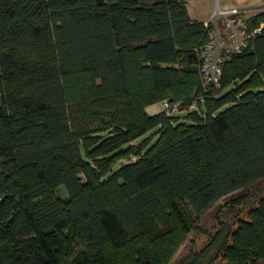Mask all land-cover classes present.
Masks as SVG:
<instances>
[{
  "label": "trees",
  "instance_id": "1",
  "mask_svg": "<svg viewBox=\"0 0 264 264\" xmlns=\"http://www.w3.org/2000/svg\"><path fill=\"white\" fill-rule=\"evenodd\" d=\"M210 27L184 0H0V264H172L264 182V28L205 89ZM218 224L179 264H264V197Z\"/></svg>",
  "mask_w": 264,
  "mask_h": 264
},
{
  "label": "rangeland",
  "instance_id": "2",
  "mask_svg": "<svg viewBox=\"0 0 264 264\" xmlns=\"http://www.w3.org/2000/svg\"><path fill=\"white\" fill-rule=\"evenodd\" d=\"M184 1L188 13L193 20L202 21L207 20L208 18L210 20L213 16V13L216 11V8L214 10L212 8L211 0ZM219 3L221 11L229 12L234 9L240 10L243 12L242 14L245 19L253 16V14L255 15L258 12L264 11V0H220ZM163 111V102H159V104L157 103L146 109L148 116L157 115ZM177 115L180 122H186L184 112H180ZM142 139L143 138L140 140ZM140 140H136L132 144L138 145ZM135 160V158H129L125 161H121L114 167L115 169H118L119 166H125V164H129ZM58 194H60L62 198H66L67 196L64 190H60ZM245 194H247V198L242 201L243 198L241 197H243ZM245 194L240 193L234 195L232 198H227V200L224 199V201L216 205L211 211H208V213L205 214L201 220H199L198 224H196V230L189 234L183 245L178 249L172 264H179L180 261H182L190 253L191 250H200L206 246L208 240L214 236V234L219 229V221L232 223L234 219H246L249 209L256 206L258 200L264 197V182L257 187L251 188ZM232 202H235V204H231Z\"/></svg>",
  "mask_w": 264,
  "mask_h": 264
},
{
  "label": "built area",
  "instance_id": "3",
  "mask_svg": "<svg viewBox=\"0 0 264 264\" xmlns=\"http://www.w3.org/2000/svg\"><path fill=\"white\" fill-rule=\"evenodd\" d=\"M242 13L236 9L223 12L219 8L210 20L204 22L205 27L211 26L209 39L204 47L196 51L201 62L199 72L203 88H219L222 63L232 55L240 54L264 28V25H260L250 32ZM163 105L166 116L177 114L181 109L180 103L164 101Z\"/></svg>",
  "mask_w": 264,
  "mask_h": 264
},
{
  "label": "crops",
  "instance_id": "4",
  "mask_svg": "<svg viewBox=\"0 0 264 264\" xmlns=\"http://www.w3.org/2000/svg\"><path fill=\"white\" fill-rule=\"evenodd\" d=\"M220 1V0H219ZM219 1H217V0H211V4H212V8H213V10L216 8V9H219L220 8V3H219ZM214 12V11H213ZM209 20V18L207 19V20H202L203 22H205V21H208Z\"/></svg>",
  "mask_w": 264,
  "mask_h": 264
},
{
  "label": "water",
  "instance_id": "5",
  "mask_svg": "<svg viewBox=\"0 0 264 264\" xmlns=\"http://www.w3.org/2000/svg\"><path fill=\"white\" fill-rule=\"evenodd\" d=\"M97 6H106L107 0H94Z\"/></svg>",
  "mask_w": 264,
  "mask_h": 264
}]
</instances>
